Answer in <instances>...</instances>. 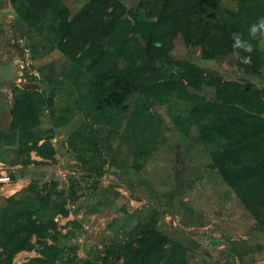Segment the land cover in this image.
<instances>
[{"label":"trees","instance_id":"obj_1","mask_svg":"<svg viewBox=\"0 0 264 264\" xmlns=\"http://www.w3.org/2000/svg\"><path fill=\"white\" fill-rule=\"evenodd\" d=\"M7 1L22 27L39 37L32 50L45 44L65 56L71 74L76 79L83 77L80 93L90 106L92 121L117 132L104 166L90 134L78 131L69 139L73 157L91 173L98 175L108 168L119 171L126 155L132 160L131 167H139L165 140L166 131L175 128L202 145L225 183L263 184L264 128L251 131L248 119L247 91L252 84L207 75L189 59L171 55V50L178 37L215 59L226 58L241 67L234 55L238 50L232 48V31L264 16V0H134L127 6L123 0H84L73 12L63 0ZM251 43L255 50L248 65L264 87V45L259 39ZM199 83L216 84L213 103H204L192 91ZM10 91L13 136L0 129V161L13 162L16 150L10 142L39 155L52 151L47 146L52 127L29 123L42 101L51 106V96L40 97L33 88L13 83ZM82 95L71 92L59 105L57 118L67 119L82 111ZM7 172L12 178L18 174ZM35 187L30 179L0 201V264H60L55 214L64 198L50 202ZM257 205L264 208V187ZM258 216H264V210ZM153 221L138 216L122 240L102 247V263H184L186 246H161L162 233ZM36 245L38 255L12 262L14 253ZM80 264L99 262L84 258Z\"/></svg>","mask_w":264,"mask_h":264},{"label":"rangeland","instance_id":"obj_2","mask_svg":"<svg viewBox=\"0 0 264 264\" xmlns=\"http://www.w3.org/2000/svg\"><path fill=\"white\" fill-rule=\"evenodd\" d=\"M63 1L73 12L84 0ZM123 1L127 6L134 0ZM248 26L241 23L239 30L232 29L233 35L250 38ZM37 39L33 30L25 29L15 18L8 1L0 0V129L13 136L9 128L13 83L33 88L40 97L51 96V106L42 101L40 111L29 123L53 130L47 143L52 151L45 150L43 155L10 142L16 150L11 157L13 162H0V169L18 174L13 178L8 174L9 181L0 183V201L25 187L30 179L50 202L64 198L55 214L60 264H80L84 258L105 264L101 261L102 247L122 240L138 216L154 220V227L162 233L158 243L165 249L176 243L186 246L182 264H264V216H258L264 208L257 205L264 182L225 183L202 145L182 136L177 129L166 131L165 140L137 168L131 167L129 155L119 171L108 168L94 175L82 166L68 148L74 133H88L96 140L98 160L104 166V159L114 149L117 132L92 121L90 106L80 93L83 77L76 79L65 56L45 44L34 45L36 49L32 50ZM173 41L171 55L189 59L207 75L245 85L250 82V130L264 128V87L252 65L238 67L226 58L215 59L205 49L178 37ZM192 87L204 103L215 101V83ZM75 91L83 97L82 111L59 120V105L69 99L71 92L76 95ZM26 157L31 161L18 162ZM72 193L76 196L71 197ZM37 247L23 255L14 253L12 262L38 255Z\"/></svg>","mask_w":264,"mask_h":264},{"label":"clouds","instance_id":"obj_3","mask_svg":"<svg viewBox=\"0 0 264 264\" xmlns=\"http://www.w3.org/2000/svg\"><path fill=\"white\" fill-rule=\"evenodd\" d=\"M247 30L251 40L259 39L261 44L264 45V16H260L249 24ZM251 40H246L238 34L232 38V48L238 50L234 51V55L242 65H248L252 62L251 54L255 49Z\"/></svg>","mask_w":264,"mask_h":264},{"label":"built area","instance_id":"obj_4","mask_svg":"<svg viewBox=\"0 0 264 264\" xmlns=\"http://www.w3.org/2000/svg\"><path fill=\"white\" fill-rule=\"evenodd\" d=\"M63 175H64V173H63ZM7 181H9L8 174L4 170L0 169V183L1 182H7Z\"/></svg>","mask_w":264,"mask_h":264},{"label":"crops","instance_id":"obj_5","mask_svg":"<svg viewBox=\"0 0 264 264\" xmlns=\"http://www.w3.org/2000/svg\"><path fill=\"white\" fill-rule=\"evenodd\" d=\"M0 162H2V161H0ZM17 189H18V188H17ZM13 190H15V189H13ZM26 251H29V250H19V251L16 252V253H18V255H19V254H22V255H23L24 252H26Z\"/></svg>","mask_w":264,"mask_h":264}]
</instances>
